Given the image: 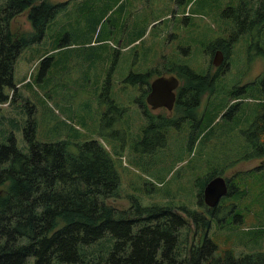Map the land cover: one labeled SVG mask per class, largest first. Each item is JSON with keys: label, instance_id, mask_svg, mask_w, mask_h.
Instances as JSON below:
<instances>
[{"label": "rangeland", "instance_id": "374dc122", "mask_svg": "<svg viewBox=\"0 0 264 264\" xmlns=\"http://www.w3.org/2000/svg\"><path fill=\"white\" fill-rule=\"evenodd\" d=\"M47 1L59 6L42 39L25 46L16 59L18 96L2 105L0 142L13 130L18 146L27 150L23 126L29 115L36 119L38 140L75 135L99 140L117 162L120 184L116 197L108 202L120 209L137 200L141 205L183 204L203 211L197 191L204 184L203 177L215 171L236 189L221 198L219 220L213 219L209 236L219 250L230 247L236 255L264 250V165L260 163L264 156L248 153L247 158H239L249 148L239 141L240 133L227 135L224 118H217L212 134L195 142L185 138L197 137L198 131L189 135L182 122L187 116L206 122L224 103L225 93L238 83L246 85L240 94L241 111L249 117L257 104L264 112V33L259 35L260 27L231 45L228 67L218 69L210 61L207 42L227 39L232 33L219 13L239 0ZM11 29L24 35L33 32L27 10L12 19ZM45 56L50 59L42 70ZM185 66L208 74L214 91H205L199 107L189 113L162 111L173 121H181L176 127L171 123L167 130L161 126L163 145L140 142L147 124L144 113L154 118L161 111L145 110L142 101L147 86L137 87L126 76L150 72V83L159 75L175 74L183 83ZM250 81H254L252 86ZM214 101L215 108L205 115V108ZM139 105L145 112L136 110ZM152 123L160 125L157 120ZM194 230L190 223L191 236ZM32 263L29 257L26 264Z\"/></svg>", "mask_w": 264, "mask_h": 264}, {"label": "trees", "instance_id": "16d2710c", "mask_svg": "<svg viewBox=\"0 0 264 264\" xmlns=\"http://www.w3.org/2000/svg\"><path fill=\"white\" fill-rule=\"evenodd\" d=\"M58 6L47 0H0V116L2 105L18 96L17 57L25 46L42 39ZM26 10L33 32L17 34L11 21ZM221 14L224 27L232 33L227 39L207 43L211 49L221 47L226 57L242 34L251 35L257 27L260 36L264 33V0H239ZM49 59L42 58V70ZM149 73L130 72L125 79L137 87L147 86L145 93ZM182 75L180 92H186L193 103L205 91L215 89L208 74L199 78L185 66ZM182 105L178 101L177 106ZM224 105L200 123L191 142L212 134L210 129ZM260 113L254 125L264 133V112ZM36 127L35 117L29 115L23 126L27 150L18 146L13 130L0 142V264H26L29 257L32 264H264V250L236 255L230 247L219 250L209 236L213 219L219 220L221 204L208 208L202 187L219 173L205 175L197 191L203 211L183 204L141 205L137 200L120 209L108 202L117 195L120 175L102 142L81 140L79 135L41 141L36 138ZM263 144L259 142L257 152L254 146L250 155L264 156ZM235 189L230 183L228 194ZM190 223L195 225L192 236Z\"/></svg>", "mask_w": 264, "mask_h": 264}, {"label": "flooded vegetation", "instance_id": "af4514ba", "mask_svg": "<svg viewBox=\"0 0 264 264\" xmlns=\"http://www.w3.org/2000/svg\"><path fill=\"white\" fill-rule=\"evenodd\" d=\"M226 7V6H225ZM221 14V12L219 13ZM225 39V38H223ZM257 43V47H258ZM214 48V50H213ZM212 49H210L211 54V64H213V58L214 55L216 53V51L220 50L223 53V61L219 66H216V68L221 69L224 67H228V57H226V54L224 52V50L221 47L218 46H214ZM212 50V51H211ZM214 65V64H213ZM176 66V65H175ZM215 66V65H214ZM172 68V67H171ZM181 67H179L180 69ZM199 78L203 75H205L204 73H197ZM175 75V74H174ZM176 76V75H175ZM177 77V76H176ZM178 78V77H177ZM179 80V78H178ZM251 86L254 84V81H250ZM183 83L179 80V84L178 86L175 88V101L173 104V107L171 109H168L166 106H160V107H156L153 108L151 105H149L146 102V96L148 95V93L150 92V86L147 88V91L144 94V102L142 101V104L146 103V109L145 110H149L151 112H154L156 110L161 111L160 113L157 114V116H153L151 114H147L149 112L144 113V119L147 122L146 124V128H144L142 130V134L143 137L139 140L140 142L143 143H151V145H163V141H166L164 138V131L161 129V126L164 128V130H167V128L170 126V124L174 123L173 125L176 127V125L178 126V123L181 122L179 119H177L176 121H173V119L168 118V116L163 115L162 111L167 112H172L175 110H180L184 113H189L191 110H195L197 109L200 104V98L198 97L196 102L193 103L189 100V98H187V93L186 92H180V88H183ZM245 84H234L231 86V89L229 91H227L225 93V97L223 98V102H224V108L222 110L221 113H219L218 117L222 118L224 117L225 122H226V129H227V135L231 136L237 133H240V139L239 140L241 143H246L247 144V148H249V151L245 152V154H243L240 157H247L248 153L252 154L253 150H254V146H256V152L259 149V142H262L263 138H264V133L263 131H261L260 129H258V125H254L255 121H257L258 115L261 114L260 113V107L256 104L255 107L252 109V112H250V116L248 117V114L243 111H241V103H242V99L240 97V94L242 91H246L245 88ZM252 88V87H251ZM255 87H253L254 89ZM138 99V98H137ZM213 100V98H212ZM178 101H180L181 104H183L182 106L178 107L177 103ZM141 102V101H140ZM137 103V101H136ZM189 104H196V107H190ZM215 108V101L210 103L206 108H205V115L207 114L208 110L214 109ZM262 109V108H261ZM118 110H121L118 108ZM136 110H138L140 113L145 112L144 109H142L140 107V105L136 108ZM213 114V113H211ZM210 114V115H211ZM162 115V116H161ZM217 117V118H218ZM216 118V120H217ZM204 119V117L202 118ZM155 120H157L160 123V127H154L152 124V122H155ZM182 120V119H181ZM216 120L214 122H216ZM200 121L198 120L196 121L194 119L193 116H187L185 118H183V125H185L189 130H188V134L191 136H193V134H195L199 127H200ZM255 126V127H254ZM197 130V131H196ZM190 138H188V136L185 138V141L190 140ZM239 157V158H240ZM227 181V179H226ZM206 183V182H205ZM228 183V190H230V182L227 181ZM205 185V184H204ZM204 187V186H203ZM202 187V190H203ZM203 197V195H202ZM204 203V202H203ZM205 204V203H204Z\"/></svg>", "mask_w": 264, "mask_h": 264}, {"label": "water", "instance_id": "95a60500", "mask_svg": "<svg viewBox=\"0 0 264 264\" xmlns=\"http://www.w3.org/2000/svg\"><path fill=\"white\" fill-rule=\"evenodd\" d=\"M223 61L222 51H216L213 64L219 66ZM179 80L173 75H159L150 83V92L146 96V102L153 108L166 106L168 109L173 107L175 101V88L178 86ZM264 163V158L260 161ZM228 183L220 174L211 177L204 185L202 190L203 201L208 208L218 205L221 198L228 194Z\"/></svg>", "mask_w": 264, "mask_h": 264}]
</instances>
